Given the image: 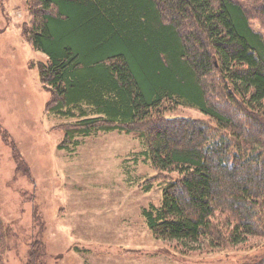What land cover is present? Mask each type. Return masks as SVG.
I'll use <instances>...</instances> for the list:
<instances>
[{
    "label": "trees",
    "instance_id": "1",
    "mask_svg": "<svg viewBox=\"0 0 264 264\" xmlns=\"http://www.w3.org/2000/svg\"><path fill=\"white\" fill-rule=\"evenodd\" d=\"M31 47L76 136L136 133L162 179L154 237L222 247L264 238V0H26ZM168 105L207 121L168 118ZM175 174L176 177L164 175ZM11 228L0 219V264ZM27 264H44L34 242ZM243 264H264V254Z\"/></svg>",
    "mask_w": 264,
    "mask_h": 264
},
{
    "label": "rangeland",
    "instance_id": "2",
    "mask_svg": "<svg viewBox=\"0 0 264 264\" xmlns=\"http://www.w3.org/2000/svg\"><path fill=\"white\" fill-rule=\"evenodd\" d=\"M29 23L26 0H0V219L11 228L3 264H27L35 241L44 264H243L264 254L258 236L185 248L154 237L143 210L161 204L163 180L143 140L97 132L66 147L63 127L75 119L47 110L51 91L39 77L47 57L31 47ZM251 25L264 36L258 22ZM161 114L208 120L185 105Z\"/></svg>",
    "mask_w": 264,
    "mask_h": 264
}]
</instances>
